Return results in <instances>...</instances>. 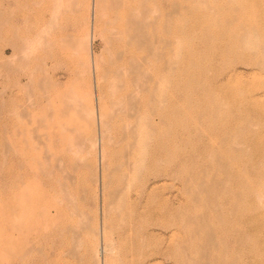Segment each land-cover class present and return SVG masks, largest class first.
Returning <instances> with one entry per match:
<instances>
[{"label": "rangeland", "instance_id": "rangeland-1", "mask_svg": "<svg viewBox=\"0 0 264 264\" xmlns=\"http://www.w3.org/2000/svg\"><path fill=\"white\" fill-rule=\"evenodd\" d=\"M160 3L166 11L173 8L171 0ZM177 3L180 12L169 17L167 56L157 62V66L166 61L171 64L162 83L166 160L160 167L147 166L142 177L125 187L120 173L122 120L112 116L108 122V168L101 166L99 140L95 145L99 149L90 141L98 129L97 114V120H92L90 111L94 101L97 104L93 58L104 59L110 50L103 38V23L97 22L95 0L58 4L53 18L43 0H0V264H6L8 256L12 264L17 262L19 238L12 220L18 216L14 206L20 197L39 201L37 205L51 213L53 206L64 205L60 214L47 219L48 232L56 223L84 226L77 228L81 242L72 235V241L69 239L71 244L78 243V253L62 255V264H105V257L111 262L106 260V264H264V0ZM6 63L16 67L12 75H5ZM30 74L28 84L14 85L19 77L22 82L28 80ZM42 77L55 80L51 104L55 115L37 126V118L43 119L47 106L29 103L44 91L38 81ZM11 83L12 104H8ZM149 112L147 116L153 115ZM33 121L37 126L34 134L45 131L42 138L46 142L31 147L25 141L21 148L20 139L32 135ZM45 133L50 134L48 140ZM9 141L11 152L6 151ZM20 156L35 157L38 176L24 172L29 181H14L9 190L7 166L15 170ZM158 168L162 177L156 176ZM139 190L142 196L137 198ZM237 193L242 194L240 204ZM12 206L11 220L8 209ZM130 211L134 214L129 217ZM103 219L110 226L113 245L107 253L112 254L102 248ZM134 219L139 224L142 221L141 230L147 237L141 254L135 249V227H127L128 220L137 223ZM238 227L247 234L242 242L236 238L243 231L236 235ZM9 232H13L11 241ZM209 235L211 243L207 242ZM47 237L42 243L46 247L44 264H51L56 256L50 247L51 236Z\"/></svg>", "mask_w": 264, "mask_h": 264}, {"label": "bare ground", "instance_id": "bare-ground-1", "mask_svg": "<svg viewBox=\"0 0 264 264\" xmlns=\"http://www.w3.org/2000/svg\"><path fill=\"white\" fill-rule=\"evenodd\" d=\"M43 1L46 2V5H47L46 7H47V10H48L51 18H53L54 13L56 12L55 9H57L56 7H58V4L59 5L60 4L66 5V2H68V0H43ZM160 2H159V0H95L96 18L98 20L97 22L102 21V23H103V26H104L103 38H104V41H105L108 49L110 48V50L108 51V55L104 59H103V57L99 58V56H94V58H93V66H94V71H95L94 72L95 73L94 79H95V86H96V90H97V91H95V93L97 92L96 93V103L97 104H95V106L97 105V111L95 110V106L93 105L95 103V101L91 105L90 111H91L92 120L94 118L96 119V114H97L98 125L97 124L96 125L98 126V129H97V133H94L93 140L90 139V141L92 142L91 145L94 148V146L97 143V140H99L98 142L100 144H98V145L100 148V152H99L100 155L99 156H100L101 166H102V168L107 167L106 164H108V161H109V159L107 158L108 157L107 155H108V153H110V152H107L106 151L107 148H105V146H106L105 138H106V133H107L108 127H109L108 124L110 125V123H108V122L110 121V118L112 119V116L113 117L118 116L122 120L121 129H119L120 130L119 140L123 141V150L121 152V161H122L121 166H123V167H122L120 173H121V176L123 179V180H121V181H123L122 184L125 187L130 186L132 179H136L138 176L140 177L141 176L140 173L141 172L143 173V169L145 170V168L147 166H155L156 165L157 167H160V166L164 165L163 163L166 160L165 159L166 112H165V105H164L165 102H164V94H163L164 89H162V83L165 82L164 74L166 71L168 72V69L170 68L171 64L168 63V64H170V66H169L167 64V61H166L165 64L163 62H161L160 64H158L159 66H157V62H159L161 60L163 61L164 57L167 56V55H165L166 51H164V50L168 44V41L170 40V39L168 40V34H167L169 32L168 31L169 30L168 29L169 21L171 20V19H169V17L170 16L173 17L175 14L179 13L181 10L180 9L181 6L177 3V0H171V4H172L173 8H172V10L166 11V10H164V8L161 9L162 5H159ZM177 18H179V17H177ZM170 33H171V31H170ZM169 43H170V41H169ZM21 44H23V43H21ZM12 45L14 48H16V44L14 42ZM17 48L15 50H18ZM20 49H21V47H20ZM19 52L16 51V53H18L17 55H19V57L16 55H14V56H16L17 58H20L21 55ZM12 58H14V60H15V57H13V55H12ZM7 59L10 60L9 58H7ZM4 61L6 62L7 60H4ZM86 61H88V60H86ZM11 63H13V62L11 61ZM2 66H3V64H2ZM15 68L16 67H14L13 65L6 63L4 66V70H6L5 75H6V73H7V75H8V73L9 74L11 73L10 75H12ZM8 78H10V76H8ZM29 78H31V74H30V77H28V80H25V82H22L23 79L21 80L19 77L18 81L15 84L13 82V84L17 85L19 87L21 85L22 86L26 85L24 83H27L29 81ZM47 78H49V77H47ZM39 80H40L42 86L44 87V89H43L44 91H42V93L39 95V97L34 99L35 100L34 102L29 100L30 101L29 104L35 105L37 107L39 104L43 103L45 106L44 108H46V106H47V109H46L45 114H43L44 120L39 118V117L37 118L38 119L37 120V126H38V124L44 125L42 123V121L43 122L50 121V119L55 115L54 111H52L53 105L51 106L53 87L55 85V80L51 79V80H48L49 81L48 82L47 79L43 78V77L38 79V81ZM13 84L11 83V85L9 86L8 92L6 91L7 97H8V104H12ZM14 87H16V86H14ZM93 89H91V90H93ZM28 97L30 98V96H28ZM165 99H166V97H165ZM107 100L111 101V104H112L111 108L108 107ZM77 105H79V104H77ZM24 107H25V105H24ZM147 111H148V113H150L149 111H151V114H153L154 116L150 115V114H149V116H147L146 115ZM25 112H26V110H25ZM28 112H26V113H28ZM39 119H41V123H38V122H40ZM33 122H34V124L30 127V131L32 130V135L25 137V138L22 137L20 139L21 141L19 144H22V145H20L21 148L24 147L25 141H26L25 143H28L31 147H36L41 140L43 141L42 143L46 142V140H44L42 138V135L44 134L45 131L43 132L42 135L39 132H37V134L39 133L38 135L36 133L34 134V132L37 130V126L35 127V125H36L35 121H33ZM41 125H39V126H41ZM45 125H46V123H45ZM35 128H36V130H35ZM33 130H35V131L33 132ZM45 137H46V139L49 138L50 134L45 133L44 138ZM107 138H108V135H107ZM110 138L113 139L111 136H110ZM15 143L16 142H14V144ZM15 146H17V145H15ZM21 148H20V150L22 151L23 149H21ZM95 148H98V146L97 147L95 146ZM11 150H13V145L9 141V142H7V145H6V151L11 152ZM14 153H16V152H14ZM21 153H23V152H21ZM97 154H98V152H97ZM34 162H35V157H33V156H32V158L29 156L25 157V158L20 156V158L17 162L18 163L17 167L15 166L16 167L15 170L13 167H11V165L9 163L10 166H7V170H6L7 186L8 185L12 186L14 181H18L20 184L24 183L26 179H27V181H29L28 178L25 179V177H26L25 174L28 173L27 171H30V172L34 173V175L38 176L37 174L39 171L36 172V170L39 168L35 169ZM97 163H98V160H97ZM96 166H98V165H96ZM121 166H120V168H121ZM46 167H47V163H46ZM41 168H43V167H41ZM148 168H151V167H148ZM163 168H164V166H163ZM43 169L45 171V168H43ZM43 169H42V171H43ZM46 169H49V171H47V170L46 171L50 172L51 168H46ZM158 169L160 171V168H158ZM162 171H163V169H162ZM13 172H15V174ZM24 172H25V174H24ZM106 173H107V171H106ZM160 173H161V171L159 173H157L156 176H161L162 173L161 174ZM102 174H104V173H102ZM28 175L32 176V174H28ZM42 175H44V172ZM102 177H104V176L102 175ZM30 179H32V178H30ZM36 179H39V178H36ZM45 180H46V177H45ZM57 181H60V180H57ZM105 181H106V179H105ZM58 183H61V182H58ZM59 185H60V188H62V190H63L64 187H63L62 183ZM59 185L57 188H59ZM61 185H62V187H61ZM64 185L66 187V184H64ZM105 185H106V183H105ZM246 187L247 186H245V188ZM121 188H123V187H121ZM121 188H120V190H121ZM9 190H10V187H9ZM118 190H119V188H118ZM141 190H139L137 192V198H140L142 196ZM246 190H247V188H246ZM32 191H33V189H32ZM66 191L67 190L65 188L64 192H66ZM18 192H19V190H18ZM66 193H68V192H66ZM109 193H112V192H109ZM238 193H240V192H238ZM38 194L39 193H37V196H38ZM143 194H144V192H143ZM242 194H238L239 198H238L237 202L239 204H240L239 200L243 199V198H241ZM66 195L67 194H65V196ZM236 197H238V196H236ZM68 199H70V197ZM137 200L139 201V199H137ZM38 202H36L34 199H31V198L29 199L26 197H20V199L17 202V205L14 206V207H17L16 209L18 210V216L16 218L13 217L14 220H16V221L12 220V218H11L12 211H14L15 208L12 206L10 209H8L10 219L12 220V222H14L12 225L13 229H16L17 234H18L17 236L19 238V253L17 255L18 256L17 262L14 264H44V263H47V261L45 259V257H46V253H45L46 249L45 248L46 247L44 248V246H43L44 245L43 240L45 238H47V240H48V237H47L48 235L51 236L50 242H52V243H51L50 247L53 248V249L51 248V250L54 251V254L56 256V258L53 262L50 260V262H52L51 264H62L60 262V259H61L60 257L62 255H64V256L65 255H74L75 256V253L76 252L78 253V251L76 250V245L78 244L77 243L78 241L81 242V240H79V238L81 236V234H79V233L81 231H79L80 229L78 227H80L82 230L84 226L82 225L83 226L82 227L81 225H79L80 224L79 223L75 227L74 224H73L74 226H71L70 224L66 223L65 221H62L65 223H60V224L56 223L55 226L52 224V227H53L52 229H50L51 227H49L50 225L48 224L49 225L48 227L50 229V231H49L50 233H49L47 231L48 228H46L47 224H45V223H47V219L51 216V214L54 216L55 215L57 216V214H60V212L62 211L61 207L63 204H60L61 206H58V205L53 206L54 211H52V213H51L50 209L39 207L37 205ZM237 202L235 204H237L238 210H239L240 205H238ZM243 202L244 201H241V203H243ZM59 203H60V201H59ZM72 205L74 207V204H72V203L70 204V202H69V206L71 207ZM105 206H107L106 208H109L108 205H105ZM68 207H67V209H68ZM73 207H72V210H73ZM242 207L243 206H241V208ZM63 208H64V205H63ZM110 208H112V207H110ZM67 209H66V211L68 212ZM216 209H217V207H216ZM104 210H105V208H104ZM236 210H237V208H236ZM105 211H107V210H105ZM75 212H76L75 210L72 211V213H75ZM106 213L107 212H105V214L104 215L102 214V215L104 217H106L107 216ZM138 213H140V211ZM6 214L8 216V212ZM133 214H134V212L130 211L128 216L130 217ZM124 218L127 219V217H124ZM106 221H108V220L103 219V221H102L103 223L101 222L102 226L100 228L101 229L100 231L102 233L101 238H102V242H103V245L102 244L101 245L103 246L102 248L104 249V251H106V253H107V251L112 249L113 244L111 245V243L113 241L112 242H110V241L113 239H109V237H110V235H109L110 226ZM123 221H125V220H123ZM128 221L129 222L127 225H129V226L126 225L127 227H129V228L135 227L134 228L135 230H133L136 232V233L134 232V234H136V237H137V239H135V237L133 236L135 241H136V242H134L135 243V249L137 250V252H140V254H141V252L144 249V244H145L144 240L147 238L146 235L144 236V234L142 233V230H141L142 225L140 226V224H142L141 223L142 221L140 222V224L138 223L139 220L138 221L136 220L137 223H135V224L131 220H128ZM136 221L134 219V222H136ZM75 223H78L77 220ZM81 223H85V222H81ZM86 224H84V225H86ZM129 228H127V229H129ZM140 230H141V233H140ZM238 230L239 231L243 230V231L238 232ZM235 231H236L235 234L237 232L239 233V235L236 234V235H238V236H236V238H238V239L240 238L241 242L243 239L244 240L246 239L247 234L245 236L244 229H239V227H238V229ZM127 234L129 235V232H127ZM71 235L73 236V239L75 238V240L77 241V242H75L73 240L75 244L74 243L71 244L69 241V239L71 240V238H70V237H72ZM143 236H144V238H143ZM98 237H99V235L97 236V238ZM8 238L10 241L12 240L13 232H9ZM98 239L100 242V238H98ZM211 239H212V237H211V235H209L207 237V240H208L207 242L209 243L210 241H212ZM45 241H46V239H45ZM42 243H43V245H42ZM6 246H9V245H6ZM145 246H146V244H145ZM50 247H48L49 250H50ZM11 250H12V247H11ZM254 250H255V248H254ZM53 251H52V253H53ZM160 252H162V251H160ZM94 253H96V252H94ZM109 253H111V252H109ZM109 253H107V254H109ZM103 254H105V253L103 252ZM7 255H10V254H7ZM48 255L50 256L51 254H48ZM162 255H165V253ZM78 257H77V259H78ZM106 258L107 257L103 258L105 264L107 262L106 260H108ZM109 260H108V262H109ZM62 261H63V259H62ZM7 263L12 264V260L9 259V256H8V259H6V264ZM109 263H111V262H109ZM48 264H49V261H48ZM237 264H239V263H237Z\"/></svg>", "mask_w": 264, "mask_h": 264}]
</instances>
